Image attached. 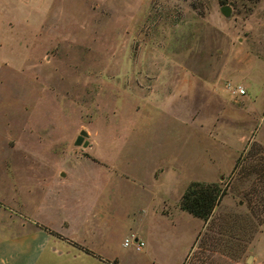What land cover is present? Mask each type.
Masks as SVG:
<instances>
[{"label": "rangeland", "instance_id": "rangeland-1", "mask_svg": "<svg viewBox=\"0 0 264 264\" xmlns=\"http://www.w3.org/2000/svg\"><path fill=\"white\" fill-rule=\"evenodd\" d=\"M263 153L264 0H0L4 205L127 209L125 264H178L199 226L181 264H264ZM192 181L223 191L205 221Z\"/></svg>", "mask_w": 264, "mask_h": 264}, {"label": "crops", "instance_id": "crops-1", "mask_svg": "<svg viewBox=\"0 0 264 264\" xmlns=\"http://www.w3.org/2000/svg\"><path fill=\"white\" fill-rule=\"evenodd\" d=\"M42 199L28 211H22V205L13 208L0 202V264H125L123 248L130 245L140 250L143 245L136 249L131 242L124 244V240H148L149 234L136 228L129 238H124L127 209L79 208L82 200L73 198L72 209L50 214ZM159 214L169 218L170 225L168 230L154 227V235H169L176 230L172 211L161 208ZM200 228L190 231L189 243L178 264L186 257Z\"/></svg>", "mask_w": 264, "mask_h": 264}, {"label": "trees", "instance_id": "trees-1", "mask_svg": "<svg viewBox=\"0 0 264 264\" xmlns=\"http://www.w3.org/2000/svg\"><path fill=\"white\" fill-rule=\"evenodd\" d=\"M217 2L219 5H224L227 3V0H217ZM261 159L260 167L264 168V153ZM237 163L238 159L235 161L234 167H236ZM222 195L223 191L216 183L205 184L192 181L187 184L180 196L179 209L195 218L205 221L210 216L213 207ZM82 249L90 253L87 249Z\"/></svg>", "mask_w": 264, "mask_h": 264}, {"label": "water", "instance_id": "water-1", "mask_svg": "<svg viewBox=\"0 0 264 264\" xmlns=\"http://www.w3.org/2000/svg\"><path fill=\"white\" fill-rule=\"evenodd\" d=\"M220 11H221L224 15H226V14L228 13V7H227V6H221V7H220ZM84 136H86V132H85L84 130H80V131L78 132V135L76 136V138H75V140H74V144H75V145H79V144H81V146H85V144H86L85 141L81 143L82 138H83Z\"/></svg>", "mask_w": 264, "mask_h": 264}, {"label": "built area", "instance_id": "built-area-1", "mask_svg": "<svg viewBox=\"0 0 264 264\" xmlns=\"http://www.w3.org/2000/svg\"><path fill=\"white\" fill-rule=\"evenodd\" d=\"M236 93L237 94H243V90L241 88H237L236 89ZM128 242H131L132 244H134L135 248L138 249L141 245H142V242L137 240V239H125L124 240V244L128 243Z\"/></svg>", "mask_w": 264, "mask_h": 264}]
</instances>
